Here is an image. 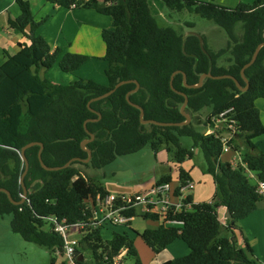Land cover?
I'll return each instance as SVG.
<instances>
[{
	"label": "trees",
	"instance_id": "16d2710c",
	"mask_svg": "<svg viewBox=\"0 0 264 264\" xmlns=\"http://www.w3.org/2000/svg\"><path fill=\"white\" fill-rule=\"evenodd\" d=\"M44 1L63 9H92L113 19L114 28L102 32L108 85L81 78L69 84H56L42 78L40 71L50 70L56 64L62 72L75 74L90 57L69 52L60 57L62 50H53L37 33L44 21L35 19L30 3L16 1L20 15L10 19L9 26L23 33L31 43L20 45L21 50L15 55L6 54L5 62L0 65V188L7 189L15 201L22 199L20 179L25 164L21 151L28 144L43 143L44 164L62 167L74 158H88L81 147L91 138L87 131L95 135V140L87 145L92 151L89 164L74 162L69 168L54 172L42 167L40 146L27 149L30 165L25 178L27 201L16 206L0 192V218L12 216L14 233L62 256L64 241L46 219L56 216L70 225L80 223L84 228L77 236V251L79 255L89 253L86 264H113L114 257L123 250H127L125 258L132 257L135 264H143L129 235H116L113 241H106L101 230L91 224L93 204L98 196L104 198L109 192L100 180L87 176L79 166L101 169L119 157L142 151L147 145L157 150L156 140L163 137L179 172V185L191 184L192 178L182 164L192 160L195 150H199L204 155L205 171L214 178L216 193L213 201L203 203H195L188 196L186 203L194 204L193 211L172 217L184 221V225L163 224L146 230L139 234L144 243L156 254L177 239L186 243L190 254L175 258L170 264H263L254 258L248 243L244 248L239 247L235 231L238 223L255 213L264 201L257 192L258 182H264V153L254 143V139L264 135L257 106L258 100H264V48L245 72L249 80L246 92L231 79H206L201 88L188 89L181 73L175 76L173 90L171 77L181 71L187 75L189 85H196L206 73L231 75L246 87L241 70L250 62L256 48L264 43V0L240 3L236 8L199 0H163L169 10L187 9L222 28L229 41L217 51L208 46L205 38L202 47L195 34L184 35L172 27H161L150 0ZM238 23L245 27L242 36L234 31ZM223 59H226L225 65L220 64ZM130 80L140 83V90L130 100L144 109L146 120L184 122L181 108L185 98L179 93L188 96L186 112L191 118L205 108L211 109L206 122L208 129L215 128L211 117L232 110L226 124L230 125L233 119L235 133L229 144L242 153L244 165L239 163L235 167L229 159L222 160V131L207 135L198 132L192 124L184 127L143 125L140 110L127 101V94L136 88L134 83L92 103L91 109L96 113L89 108L93 98L111 91L119 82ZM97 113L101 119L89 122L86 130L85 122L99 119ZM183 138L190 139L192 147H186ZM172 180L171 175H166L157 184ZM221 207L231 213V218H219ZM126 214L136 217V210ZM145 218L158 219L149 215ZM51 264H55L54 258Z\"/></svg>",
	"mask_w": 264,
	"mask_h": 264
},
{
	"label": "rangeland",
	"instance_id": "374dc122",
	"mask_svg": "<svg viewBox=\"0 0 264 264\" xmlns=\"http://www.w3.org/2000/svg\"><path fill=\"white\" fill-rule=\"evenodd\" d=\"M150 1L152 3L151 6L153 13L157 17V21L161 27H172L184 35L191 33L197 34L205 38L208 46L215 51L227 46L229 41L227 33L214 22L208 21L202 18L200 15L190 12L187 9L180 12L169 10L165 7L163 0ZM199 1L212 2L219 6L228 8H236L239 5L237 0ZM248 1L249 0H242V3L247 4L245 2ZM34 8L36 7L33 6V9ZM234 31L237 36H242L245 32L244 24L238 23L235 26ZM102 62V60H97L94 63L88 64V69H86V66L80 71L79 75L63 72L66 77L69 76V79L66 80L68 83L65 84H69L80 78L92 81L99 80V78L102 76V73L99 74V69L102 66ZM220 64L225 65L226 59H223ZM56 66L58 71L62 72L59 65L57 64ZM257 106L260 109L261 119L264 124V100H258ZM210 112V108H205L192 116L191 124L198 132L205 133L208 131L206 122L210 117ZM182 142L186 147H192V142L190 139L183 138ZM254 143L258 145L257 147H259L264 153V135L254 139ZM156 145L158 146L157 150H154L151 145H147L142 151L132 155L119 157L113 163L101 169H94L91 166L85 165H81L79 167L87 176L100 180L103 186H105V188L111 193L119 194L125 191L126 194L133 195L135 193H140V191L145 192L148 189L141 190L138 187L153 181L155 182L158 178L160 179L163 175V169H173L171 164L172 157L167 151V143L165 139L163 137H158L156 140ZM205 166L206 163L204 155L199 150L192 160L186 161L184 166L185 170L191 171V178L193 180L191 182L192 189H187L185 194L192 195L195 201L198 203L212 201L216 193L214 178L211 174L205 171ZM172 174L173 180L171 181V187L172 189H176L179 186V173L173 170ZM259 211L262 213H258V215H256L257 213L253 214L248 219V222H250V224L252 222L257 223L258 216L262 217L263 222L261 223L262 225L258 227V230H256L255 224H251V226H253L257 233H259L258 238L260 239L259 241L261 247H258V249L264 253V201L259 203L257 212ZM137 213L140 214V210L136 208V214ZM12 219L13 217L8 215L0 218V264H51L53 258L55 259V264L64 263L65 259L61 257L60 254H54L44 247L27 242L19 234L14 233L11 229ZM138 220H140V222H144L142 218H137L136 221ZM242 224L243 223L239 225L243 226ZM134 225L136 226L137 224ZM107 229L108 230L103 232V235L106 237H111L113 231H119V233H125L126 230L128 231L127 227L121 226L108 227ZM244 230H246L247 233H250L251 235L253 229L249 226V228H245ZM137 243L138 244L135 247L141 261L144 262L149 260V257L145 253L142 246H144L146 250L149 249L143 245L142 241ZM83 255L85 256L84 259L89 260L88 258H90V256L88 252H85ZM154 258H156L155 255L153 256V259ZM150 262L151 261H149V263ZM122 264H135L134 258L126 257Z\"/></svg>",
	"mask_w": 264,
	"mask_h": 264
},
{
	"label": "crops",
	"instance_id": "0c3cea01",
	"mask_svg": "<svg viewBox=\"0 0 264 264\" xmlns=\"http://www.w3.org/2000/svg\"><path fill=\"white\" fill-rule=\"evenodd\" d=\"M16 1L17 0H0V65H2L5 62L7 56L6 54L15 55L21 50L20 45H30L31 43L30 40L23 33L15 31L11 29L9 26V20L10 19L14 20L20 15V10L18 8ZM27 1L31 5V9L35 19L39 22L44 21L43 25L38 29L37 33L46 39V41L50 44L53 50H56L58 48L62 50L63 53L60 54V57H62V55L68 52L83 54L90 57L87 63L84 66H82L73 75H79L80 71L83 68H85L88 64L94 63L97 60H102L103 61L102 66L99 69L100 70L99 74L102 73V76L99 78V80L96 81L94 80V81L105 86L108 85V79L106 76L108 63L103 59L105 55V45L102 39V32L106 29L114 28L113 19L109 16L99 14L92 9H77V8L63 9L56 5L49 4L44 0H27ZM237 2L238 4H240L242 3V0H237ZM253 2L254 0H249L248 2L245 3L252 4ZM150 4L152 5L151 1ZM33 6L36 8L33 9ZM56 65L50 70L47 71L41 70L40 76L42 78H47L48 80L56 84L68 83L66 82V80L69 79V76L66 77L63 74V72L58 71ZM88 67L89 66H87L86 69H88ZM259 150L261 149L259 148ZM196 153H198V150L195 151V154ZM225 158L229 159L230 161L237 159L236 154L232 152L223 155L222 160H225ZM185 163L186 161L182 164L183 168L185 166ZM171 164L173 166V169L172 168L170 170L168 168L163 169L162 177L166 175H171L173 178V174H172L173 170L178 172L176 168V164L173 161H171ZM187 172L192 177L191 171H187ZM160 179L158 178L155 182L153 181L154 183L151 182L145 185H141L138 188H140L141 190H146V189L150 190V188L154 184H156ZM189 189H192V184L190 185ZM108 192L109 194H114V195L126 194L125 191L119 194L111 193L109 190ZM140 192H144V191H140ZM194 202L198 203L195 201V199ZM137 209L140 210V214L137 213L136 217L129 224L116 225L107 222L101 225L99 229L101 230V235L104 238V240L113 241L116 235L127 234L130 236V238L134 240L135 246H137L138 244L137 242L142 241L143 245H145V247H147L150 250V251L146 250L144 246H142L145 253L149 257V260L144 261L145 264L146 262L148 264L149 261H151L149 264H170V262L173 259L185 257L190 254L191 252L190 248L181 239H177L175 242L169 245L167 249H165L159 254H156L151 248H149L144 243V241L142 240L139 234L149 229L150 230L157 229L160 226H162L164 223L159 219L145 218V216L142 214L143 208L141 206H138ZM257 211L255 212L257 213L256 215H258V213H262L261 211L259 212ZM251 216L247 217L246 219L238 223L237 225L238 229H236L235 231L236 239L238 241L239 247L241 248H244L248 243L253 249L254 258L264 264V253H262L260 249H258V247H261L259 241L260 239L258 238L259 233H257L253 228V226H251V224H255L256 230H258V227L262 225L261 223L263 222V220L261 216H258L257 223L252 222L250 224V222H248V219ZM137 218H142L144 222H140V220L136 221ZM241 223H243L242 224L243 226L239 225ZM134 224L137 225L135 226ZM118 226L127 227L128 231L127 230L126 232L124 231L125 233H119V231H113L111 237H106L103 235V232L105 230H108L107 229L108 227H118ZM249 226L253 229L251 235L250 233H247L246 230H244L245 228H249ZM260 232H261V227H260ZM74 234H78V232H74ZM154 255L156 256V258L153 259ZM60 256L63 257L62 255ZM81 257L83 259L85 258V256L83 255ZM85 261L87 262V259H85Z\"/></svg>",
	"mask_w": 264,
	"mask_h": 264
},
{
	"label": "built area",
	"instance_id": "2783aa9c",
	"mask_svg": "<svg viewBox=\"0 0 264 264\" xmlns=\"http://www.w3.org/2000/svg\"><path fill=\"white\" fill-rule=\"evenodd\" d=\"M232 114V110L226 111L219 116L211 117V121L215 128L208 129L207 135L216 134L217 131H224L221 136L223 142V155L228 153H235L236 160L230 161V163L237 167L238 164L244 165L242 162V155L240 151H236L229 144L234 136L235 121L230 120V125L227 115ZM253 176V175H251ZM191 185V184H190ZM189 186H178V190L172 189L171 183L154 184L150 190L140 193L121 194L114 195L108 194L104 198L98 196L96 202L93 204V216L90 219L94 228H99L104 223H112L116 225L129 224L135 217L133 215H127L126 212L136 210L138 206L143 208V215L156 216L161 220L165 226L181 227L184 225V221L172 218L177 214L185 211L186 213L193 211V203H186L188 196L185 194ZM257 192L263 197L264 200V182H258ZM27 201V200H26ZM51 225L56 234L62 237L64 241L63 257L65 259L63 264H86L82 259V255H79L77 248L79 246V240L77 236L84 228V225L78 223L70 225L66 220H60L58 217L53 216L46 219ZM78 232V234H74ZM127 250H123L120 254L113 259V264H122Z\"/></svg>",
	"mask_w": 264,
	"mask_h": 264
},
{
	"label": "water",
	"instance_id": "95a60500",
	"mask_svg": "<svg viewBox=\"0 0 264 264\" xmlns=\"http://www.w3.org/2000/svg\"><path fill=\"white\" fill-rule=\"evenodd\" d=\"M195 35H197V34H195ZM197 36L199 37L200 42H201V45H202V47H203V37H201V36H199V35H197ZM262 48H264V43L260 44V45L256 48V50H255V52H254V54H253L252 59L250 60V62H249L248 64H246V65L242 68V70H241V75H242V78L244 79V81L246 82V87H242L241 84L239 83V81H238L236 78H234L233 76H231V75L214 76V75H212V74H210V73H206V74L201 75L198 84H196V85H189V84L187 83V75H186L185 73L181 72V71H177V72H175V73L172 75V77H171V87H172L173 90H175V89H174V85H173V83H174V79H175V76H176L177 74L181 73V74H183V82H184V85H185V87L188 88V89H199V88H201V87L203 86L204 81H205L206 79H214V80L231 79V80H233V81L236 83L237 87H238L242 92H246V91H248V89H249V80L246 78V76H245V72H246V70L249 69L252 65H254V63L256 62V60H257V58H258V56H259V53H260V51L262 50ZM130 83H134V84H136V88H135L133 91H131V92H129V93L127 94V101L129 102V104H130L131 106H133V107H135V108H137V109L140 110V120H141V123H142L143 125H155V126H158V127H184V126H188L189 124H191L192 118H191L190 114H188V113L186 112V108H187V106H188L189 99H188V96H187L186 94H183V93H179V94L183 95L184 98H185V102H184V104H183V106H182V108H181V114H182V115L184 116V118H185V121H184V122H181V123H167V122H158V121H155V120H146V119H145V112H144V109H143L141 106L134 104V103L131 102V100H130V96H131L133 93L138 92V91L140 90V88H141L140 83H139L138 81H134V80L119 82V83L115 86V88H113L111 91L107 92L106 94H104V95H102V96H99V97L93 98V99L88 103L89 108L91 109V104H92V103H94V102H98V101H101V100H104V99L110 97V96H111L112 94H114V93H115L120 87H122V86H124V85H126V84H130ZM91 110H92V109H91ZM92 111L96 113V111H94V110H92ZM97 114L99 115V119H97V120H87V121L85 122V128H86V130H87V124H88L89 122H91V121H99V120L101 119V117H102L101 114H100V113H97ZM87 132L89 133V135H90L91 138H90V140H86V141H84V142L82 143L81 147H82V149H83L84 151H86V152L88 153V158H87L86 160H83V159H80V158H74V159L70 160L66 165H64V166H62V167H48V166H46V165L44 164V162H43V158H42V152H43V149H44V144H43V143H30V144H28L27 146H25V147L23 148V150L21 151V158H22V160H23V162H24V164H25V171H24V173L22 174L21 179H20V184H21V186H22V188H23V196H22V199H21L19 202L15 201V200L12 198L11 193H10L7 189H5V188H0V192L5 193V194L8 196L9 200H10L14 205H16V206L23 205L24 203H26L27 196H28V193H29V192H28V190H27V188H26V186H25V178H26V176H27V174H28V172H29V168H30L29 161H28V159H27V157H26V150L29 149V148H31V147H33V146H37V145L40 146V151H39V160H40V163H41L42 167H43L46 171H49V172L60 171V170H62V169L69 168L74 162H83V163H85V164H89L90 161H91V159H92V151L89 150V149H87V145L95 140V135L92 134V133H90L89 131H87ZM218 214H219V218H220V219H223V218H225V217H227V218H231V213H230L228 210H226L225 208H223V207H221V208L218 210Z\"/></svg>",
	"mask_w": 264,
	"mask_h": 264
}]
</instances>
